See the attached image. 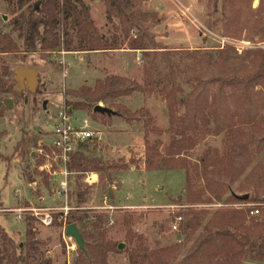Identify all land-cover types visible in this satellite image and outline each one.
<instances>
[{"label": "rangeland", "instance_id": "1", "mask_svg": "<svg viewBox=\"0 0 264 264\" xmlns=\"http://www.w3.org/2000/svg\"><path fill=\"white\" fill-rule=\"evenodd\" d=\"M83 1L90 7L99 33L109 40L117 37L122 43L119 19L108 18L105 2ZM132 1L136 13L145 17L144 25L156 43L148 56L125 45L115 51L92 53H68L59 48L44 55L34 54L26 63L13 55H0V68L8 70L6 80L11 87V93L0 94V99L11 98L15 103L12 111H3V104L0 109V231L15 247L22 248L18 256L31 264H82L78 245L65 235L70 224L60 215L66 203L57 195L58 185L65 178L60 171L55 175L42 170L47 162L37 151L53 138L52 117L69 99L68 93L83 86L93 88L97 80L116 76L123 90H133L126 97L102 104L122 116L72 112L76 125L83 126V121L89 119L88 131L102 134V140H89L80 145L78 152L101 160L103 165L115 166L108 172H92L100 177L98 185L86 181L85 174L68 177L69 206L73 208L70 213L82 218L77 226L82 235L92 236L89 243L93 245L97 240L107 251L106 264H130V253L139 245L138 238L150 251L182 243L188 234L174 232L172 224L179 216L184 224L191 210L205 213L208 222L219 209L247 211L258 206L230 204L226 202L229 194L222 202L189 205L184 171H147L145 134L151 142L160 139L165 146L170 144L172 134L160 135L152 130L164 132L169 128L167 97L171 95L176 123L184 121L203 130L196 137L197 146L184 158L197 163L205 155L228 152L231 161L218 165L215 173H211L213 168L208 169L209 176L231 183L238 194H254L255 187H263L264 144L258 139L264 128V89L256 88L252 101L246 103L239 92L208 82L231 68L240 70L247 65L249 51H264V0ZM15 15V7L0 0V33L10 34L19 43L18 33L11 29ZM63 22L75 36L74 21L70 18ZM132 34L137 36L138 31ZM221 50H228L225 66L219 62ZM21 68L37 71L35 92L17 91L20 86L16 73ZM148 75L152 83L161 82V86L147 87ZM146 113L152 119L148 129ZM22 139L29 142L23 157L15 154ZM13 154L12 161L6 162ZM224 168L229 172L220 175ZM30 209L49 211L53 225L44 226ZM201 231L169 264H181ZM10 252L11 246L0 232V264H6ZM94 261L103 264L101 257Z\"/></svg>", "mask_w": 264, "mask_h": 264}, {"label": "trees", "instance_id": "2", "mask_svg": "<svg viewBox=\"0 0 264 264\" xmlns=\"http://www.w3.org/2000/svg\"><path fill=\"white\" fill-rule=\"evenodd\" d=\"M97 1V0H90ZM107 7L109 19L116 17L119 19L121 33L124 40L121 43L115 37L109 40L106 36L99 33L91 16V10L83 0H3L8 6H14L16 15L11 22L13 33H18L20 42H16L10 34L0 33V55L8 54L19 58L20 62L26 63L30 56L34 54L44 55L49 51L63 48L65 52H109L120 49L121 45L127 46L132 51H142L144 56H148L149 50L156 43L148 33L144 25L145 17L138 15L134 10L132 0H103ZM72 19L75 24V36H72L65 26L68 19ZM63 19V21H61ZM62 29V32H61ZM134 30L138 35L134 36ZM152 47V48H151ZM228 50H221L219 53L220 66H225L228 57ZM249 62L240 70L231 68L227 73L214 76L208 82L216 85L220 89L230 88L241 94V98L250 103L258 87L264 89V51H249L247 54ZM154 69V65H151ZM147 74V73H146ZM8 70L0 68V94L11 93V87L6 78ZM151 77H147V87L152 85L154 88L161 86V82H151ZM121 80L118 77L106 78L104 81L97 80L93 88L83 86L79 90L68 93L69 99L65 102L73 111H88L95 116L93 109L104 104L108 100H115L126 97L133 93V90H123L119 86ZM16 92V91H15ZM72 98V99H71ZM2 100V99H0ZM170 125L162 132L156 129L152 131L162 135L172 134L170 144L165 146L162 140L157 139L151 142L148 133L145 134V167L147 171L180 169L186 174V202L191 206L211 203L213 201L222 202L225 195L229 194L226 202L230 204H253L254 209L245 210H226L219 209L214 212L208 222H205V213L191 210L188 220L180 224L179 230L187 233L186 239L173 246H168L150 251L143 243L142 238H138L139 245L130 253V264H169V261L177 255L184 247H187L192 238L199 230H202L193 240L181 264H264V184L257 189L254 194L249 195L248 201H240L238 194L232 190V184L219 182L212 179L209 175L215 173L218 165L231 161L228 152L223 155L215 153V156L205 155L197 163H192L188 158H184L186 153L197 146L196 137L199 132H203L198 126L176 123L175 104L171 101V95L167 97ZM103 106V105H102ZM2 103L0 101V109ZM110 108V107H106ZM113 110L112 108H110ZM114 111V110H113ZM3 111L0 110V117ZM117 116H122L116 112ZM148 122L145 127L152 125V119L148 113L145 114ZM108 117V116H106ZM111 118V117H109ZM258 139L264 144V128ZM193 132L194 136L189 133ZM221 131L218 132L220 134ZM227 138H231L229 134ZM27 139H22L15 148V154L25 156L28 147ZM14 154L6 158V162L12 161ZM112 165H103L98 159L87 158L83 153L76 152L72 155L71 163L68 165L70 173L80 175L92 172H108L114 168ZM213 171V172H212ZM229 172L224 168L220 175ZM80 196H82L80 194ZM208 196V197H207ZM259 211V216L251 213ZM68 224H76L83 221L82 218L69 213ZM4 240L11 246V252L6 264H31L23 257H19L17 251L22 248L15 247L6 234L0 231ZM30 233H32L30 231ZM85 240L86 253L80 250L82 264H95L94 258L101 257L102 263L106 264L107 251L102 245L94 240L91 245L89 240L91 235H82ZM102 251V254H98Z\"/></svg>", "mask_w": 264, "mask_h": 264}, {"label": "built area", "instance_id": "3", "mask_svg": "<svg viewBox=\"0 0 264 264\" xmlns=\"http://www.w3.org/2000/svg\"><path fill=\"white\" fill-rule=\"evenodd\" d=\"M61 63L63 64L64 62ZM52 119L54 120V124L50 134L53 138L49 140L48 144H42L37 153L47 162V164L42 167V170L55 175L60 171L65 178L60 181L58 185L57 195L59 198L65 200L66 208L64 209V214L60 215L63 220L67 221L69 213L73 211V208L69 206L70 201L68 197V177L75 176V174L70 173L68 169L72 155L78 151L81 144L93 139L102 140V134L98 132L95 135L94 132L88 131V128L90 127L89 119L83 121V126L76 125L77 119L74 117L66 102H64L58 109V112L52 117ZM84 174L86 181L91 184L98 185L100 183V177L98 174ZM29 212H31L34 217L40 219L44 226L50 227L53 225L54 218L49 211L45 212L43 210L30 209ZM251 214L258 215L259 211L255 210ZM182 221L183 218L180 216L175 218L172 224V230L174 232L179 231Z\"/></svg>", "mask_w": 264, "mask_h": 264}, {"label": "water", "instance_id": "4", "mask_svg": "<svg viewBox=\"0 0 264 264\" xmlns=\"http://www.w3.org/2000/svg\"><path fill=\"white\" fill-rule=\"evenodd\" d=\"M5 20L7 19L6 16L4 17ZM16 82L19 84L20 88L17 89V91L21 92L23 90L27 89L30 90L31 92H35L38 86V73L36 70L33 69H28V68H21L17 71L16 73ZM1 103L4 105V110L3 111H12L15 103L14 100L11 98L7 99H2L0 100ZM43 108H47L46 102L43 104ZM93 113L96 115H101V116H108V117H113L116 116V112L111 110L110 108H106L102 105H98L93 109ZM238 199L240 201H248L249 200V195H244V196H238ZM67 238L74 239L76 244L78 245L79 249L86 253L85 250V240L80 233L78 226L76 224H70L66 228V233H65ZM124 248V245L121 244L119 246V249L122 250ZM246 264H252V263H246Z\"/></svg>", "mask_w": 264, "mask_h": 264}, {"label": "flooded vegetation", "instance_id": "5", "mask_svg": "<svg viewBox=\"0 0 264 264\" xmlns=\"http://www.w3.org/2000/svg\"><path fill=\"white\" fill-rule=\"evenodd\" d=\"M26 89H27V87H26ZM26 89H25V90H26ZM25 90H23L24 93L26 92ZM27 91H28V89H27Z\"/></svg>", "mask_w": 264, "mask_h": 264}]
</instances>
